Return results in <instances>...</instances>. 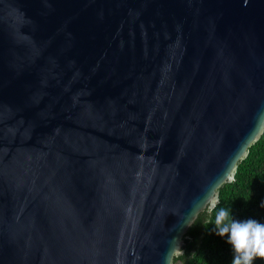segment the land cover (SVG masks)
<instances>
[{
    "label": "water",
    "instance_id": "obj_1",
    "mask_svg": "<svg viewBox=\"0 0 264 264\" xmlns=\"http://www.w3.org/2000/svg\"><path fill=\"white\" fill-rule=\"evenodd\" d=\"M264 131V0H0V264H172Z\"/></svg>",
    "mask_w": 264,
    "mask_h": 264
},
{
    "label": "trees",
    "instance_id": "obj_2",
    "mask_svg": "<svg viewBox=\"0 0 264 264\" xmlns=\"http://www.w3.org/2000/svg\"><path fill=\"white\" fill-rule=\"evenodd\" d=\"M172 264H264V131L218 188L214 207L189 226Z\"/></svg>",
    "mask_w": 264,
    "mask_h": 264
}]
</instances>
